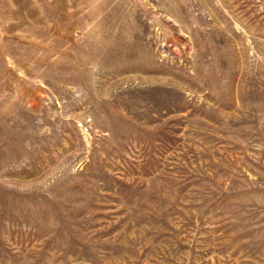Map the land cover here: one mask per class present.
Masks as SVG:
<instances>
[{
	"label": "rangeland",
	"instance_id": "rangeland-1",
	"mask_svg": "<svg viewBox=\"0 0 264 264\" xmlns=\"http://www.w3.org/2000/svg\"><path fill=\"white\" fill-rule=\"evenodd\" d=\"M0 264H264V0H0Z\"/></svg>",
	"mask_w": 264,
	"mask_h": 264
}]
</instances>
